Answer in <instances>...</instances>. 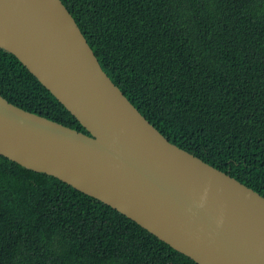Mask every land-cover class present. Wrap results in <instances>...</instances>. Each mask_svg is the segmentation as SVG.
<instances>
[{
	"label": "trees",
	"instance_id": "obj_1",
	"mask_svg": "<svg viewBox=\"0 0 264 264\" xmlns=\"http://www.w3.org/2000/svg\"><path fill=\"white\" fill-rule=\"evenodd\" d=\"M104 71L171 142L264 196V0H62ZM0 94L87 132L0 47ZM0 264H198L61 179L0 154Z\"/></svg>",
	"mask_w": 264,
	"mask_h": 264
},
{
	"label": "water",
	"instance_id": "obj_2",
	"mask_svg": "<svg viewBox=\"0 0 264 264\" xmlns=\"http://www.w3.org/2000/svg\"><path fill=\"white\" fill-rule=\"evenodd\" d=\"M0 47L88 131L0 94V154L110 205L198 264H264V196L161 133L62 0H0Z\"/></svg>",
	"mask_w": 264,
	"mask_h": 264
}]
</instances>
